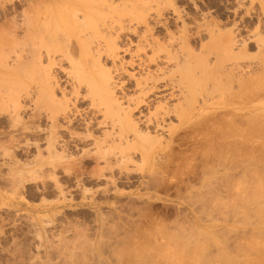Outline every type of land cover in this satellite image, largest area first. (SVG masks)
<instances>
[{
	"label": "rangeland",
	"instance_id": "rangeland-1",
	"mask_svg": "<svg viewBox=\"0 0 264 264\" xmlns=\"http://www.w3.org/2000/svg\"><path fill=\"white\" fill-rule=\"evenodd\" d=\"M35 1L39 2L40 0H0V36L4 33L9 39L11 36H13L12 39L14 40V42H18L17 38L18 40H20V37L23 40L20 42L28 40L29 38L27 36L29 35V32H25V30H27L26 26H28L26 24L30 23V18H33L31 20L32 22L39 16L38 14L41 13H39V11L44 10L40 7H44L43 4L46 3L43 2L44 0H41L43 3L40 1V3L42 4H38ZM82 1H91L90 4L95 5L96 2H106L113 7L117 6V9L115 7H112V10L115 9V12L110 8L108 9L107 7L105 8V11L102 12H98L100 11L99 9L93 8V10H87L85 12L86 14L83 12H76L74 15L72 14L73 16L76 15L75 17L76 19H80L79 21L83 19L84 23L81 22L80 26L78 25V20L76 21L74 17L72 19L71 13H69L68 10V4L66 2H62L65 5L60 4V7L62 9L64 8V10L67 12V18L69 17L70 19H72V21L75 19L73 22H75V24H77L79 28L74 23L72 24H74L76 32L81 34V38L83 39L86 38L84 36H88L89 38V34L90 37H92V33H96L98 35L95 34L96 38L95 36L94 38L92 37L94 41L91 42H100V40L101 42H105L104 40L106 39H109V41L113 40V42L117 41L118 45L122 44L121 46H119L121 50V47L128 42L133 43V47L135 50H137V48L139 47L141 48V46L144 45L143 43L146 44V41L144 40H147L149 43L154 42L155 44L159 43L163 45H166L168 43V45L171 46L174 43L173 47H169L170 49H172L173 54L175 52V55L178 53L177 59L169 63L164 62L163 66H157L164 67L166 65L165 69H167V75L170 74L169 72L174 71V79L176 83L180 77L177 71H179L181 65L183 66V62L184 64L185 62H189L186 61V59H192V56L193 59L190 61V63L195 61L191 63L195 66L197 65L196 62H198V58L204 60V63H210V67H208L209 69H212V76L214 75L215 78L217 77L216 79H218V82L220 78L218 77V75H220L219 72L221 73L226 67L229 71L228 66H233L234 63L229 62V64L227 62L228 64H226L225 68L217 66L218 70L216 71V69H214V63H217L216 58L218 57L217 55H219L218 53H220L219 48L221 46V43L213 42V40H211V34L207 30V26L210 25H213V28L215 27L214 30L217 31V34H215L216 36L219 35L218 37L227 32L230 33L229 31H231L235 34L240 35L237 38L238 42H255V40L257 42L258 39L259 41L261 40V43H255V48H251L249 49L250 51H246L249 52L248 55H252V59H247L248 64L247 61H243V63L246 65V68L242 67V69L245 70H242L240 68L236 71L238 73L240 72L239 74L237 73L238 75L242 73L244 75L243 78L249 76V73L251 77L255 78L257 75H261L264 72V70H262L264 68H262V66H264V42H262L264 41V0H148L149 2L145 0V2L147 1V6L145 5L144 0H131V3L127 4L128 8L130 5H132V2L139 1L140 6L136 2V4L133 3L137 11L134 8V10L132 9V11L138 13L140 9V12L138 14L139 16L143 17L144 21H142V23L140 24H138L136 21L130 22V15L125 14V18H127L128 21V23L125 21V26L128 31L124 38H118L116 30H108V27H105L102 23L106 21L108 23L110 18L113 15H116V12L125 13L126 11H128L126 10L128 9L127 7H125L126 5L123 4L125 0ZM152 1L154 2L152 3ZM143 2L144 7L142 8L141 3ZM35 3H37L38 6L35 7L36 13L34 11ZM123 5L125 8H121V6L123 7ZM151 7L153 9H150V12H148V9ZM129 9H131V7ZM144 9H147V11H145ZM27 11L29 12L24 13ZM70 11L72 10L70 9ZM92 11H97V14ZM98 13H101L103 16V13H106V15L109 16L105 17V15L104 17L107 20L104 21L102 20L103 18H101L103 16L99 15ZM29 15L31 17H29ZM89 17H92L94 23L93 21L87 22V20L91 21ZM26 19H29L27 20L28 22L26 21ZM40 19L44 20V16L42 15L39 19L37 18L36 20H38V22L32 23H35V25H38L39 23L41 27L43 21ZM10 23L16 25L17 27L21 26L19 27V31L16 26H13ZM21 23H23V25H21ZM69 23L71 22L69 21ZM98 23H100V25H98ZM87 24H90L91 26L88 25L87 27ZM82 25L84 27L83 30L80 28L82 27ZM3 26L5 29L3 28ZM98 26V29L100 30L97 33L96 27ZM205 26L207 28H205ZM89 27H91L92 29ZM132 27L136 28L133 30ZM31 28H33V25L31 26ZM55 28L56 27L54 26V29ZM9 29L13 30V33L16 32L14 33V35L17 34L18 37L15 36L14 38V35L11 34L9 36V33H12L11 30V32L8 31ZM15 29L17 31H15ZM41 30H44V33L40 31V33H42L43 35L47 31L45 30V27H42ZM79 30L84 32L82 33ZM238 31L240 32V34ZM197 32H199L198 35ZM23 34H25V37ZM144 34L146 37L142 36ZM185 37L187 40L184 39ZM44 38H46V35L44 36ZM97 38H99L100 40ZM171 38H174L173 41ZM4 39L5 37L2 39L3 42L5 41ZM9 39L6 40V42H9L11 40ZM170 40L172 41L171 43ZM179 40L182 41L179 43ZM38 41L39 38L37 39V42ZM61 41L63 42L62 39ZM182 42H184L185 44H182ZM208 42H210L211 44H208ZM177 43L179 44V46ZM186 43L188 44V46H191L192 51L189 49L191 52H196V57L193 53L188 51V48L183 51L185 47H188L186 46ZM206 43L208 46H211L212 44H214L213 46H215V44L218 46L219 44V48H217L218 52L214 50L216 49V46L213 49L215 54L211 53L207 55L208 49L206 48L203 50V45L205 47ZM257 44L259 45L257 46ZM238 45L241 46L239 47ZM238 45L235 48V52H240V49L243 48L242 43H238ZM210 46L209 48H211ZM200 47L202 50L200 49ZM174 48H176V51H174ZM153 51L154 50H150L149 48L147 52L142 51L141 54H147V57H150L155 53ZM186 52L191 53L190 58L189 56H187L188 53ZM200 52L203 58L200 57ZM14 55L15 54L10 56L11 60H14ZM77 57H79L78 50H76V53L74 54L75 60L78 59ZM123 57V60L125 62H129L131 60V56L124 55V53L121 52L120 58ZM2 58L3 56L0 59L2 60ZM13 60L10 61L9 59V62L11 64L15 63L13 62ZM260 62L263 64L261 65ZM100 63L101 65L104 64L103 68L105 69H110L111 67L113 68V65L111 64L112 62L108 63L105 62V60H102L100 61ZM190 63H188L187 66H191ZM178 64H180V66ZM157 66H152L153 68H151V70L157 69ZM197 66L195 68H197ZM247 66H250L251 68ZM65 67L71 69L69 65H65ZM192 68H194V66H192ZM127 69L129 73H134L137 77H142L146 74V70L144 69ZM209 69L207 70L208 75H210L211 73ZM220 69H222V71ZM226 71L227 70H225L224 72ZM256 72H258L259 74H257ZM196 73H198V75L200 74L199 69L196 70ZM254 73L256 74V76H254ZM212 76L208 78L211 79ZM227 76L222 77L223 79L221 78V81L223 80L224 83H227L226 85H228V79H226ZM214 77L211 79L213 84L215 80ZM0 79H3L2 82L6 80L4 78ZM224 79L227 82H225ZM218 82H216L215 84H217ZM210 83L211 81L209 80L207 91H203L202 94L198 96L199 100L196 102L197 106L195 112L198 115L200 114V116H202L200 118H203L205 116L206 122L210 121L211 123H208H210L212 126L205 122L206 125L203 124V129H201L202 125L200 127H197L196 129L188 128L185 133H180L181 137L179 136L176 140L170 142V130H168L167 128L179 125V119L176 116L169 118L166 122L168 126L167 128L163 129V131H155V133L153 132L156 136H153V134H151L153 136L151 137L153 139L155 138L154 141L155 143H157L153 147V149L156 146L164 145V148L155 155L152 165L147 163L140 152L137 151L135 153L131 150L130 152H128H134V154H129L130 158H133L127 159L129 156L127 155V157L125 155L127 157L126 161H128L129 164L126 165V170L124 169L122 171L121 169H123V167L125 166H122L123 164L119 163L120 160H117V157L122 159V157H120L121 155H111V157H109L111 158L110 162L113 161V171L111 170L112 167L107 168L108 165L104 160L97 159V151L99 152V150L98 147L95 146V141H100L101 138L104 139V135L107 132L110 133V130L112 129V127L110 126H99L97 128H92V133L94 132V135L89 131L90 129L88 130L86 128V126L82 128L83 125H81L79 128H77V131L81 136L89 134V136H86L87 139L86 142H84L85 144H82L84 147L80 145L81 148H84L83 150H85V152L88 154L84 153V151L80 149H73L68 152L66 156L67 158L64 159V161L68 160L69 162H72L68 165L71 166V169L73 171H71V169L68 171V169H66L65 167H63V169L62 166H59V168L54 167L53 169L55 171L52 169L53 166H45L47 167V169H45L44 167V170H42L40 168V164L43 163L45 159H49L48 154L46 155L48 142L46 141V139L44 140V136L41 138H38L36 136L35 138V136H31L24 131L17 132L16 129L14 130L10 125L11 115L0 114V118H4V121H1L0 119V123H3V125L0 124V264H148L150 260L151 264H163L159 261L162 256L164 257V255L167 254L165 252L169 248L168 245H170L171 242H174V246H176V242L178 243L176 237L180 240H183L184 242L188 241L187 243L192 245L195 244L194 241L198 242L199 239L203 242L202 238L205 239V246L211 242L210 240H214V247L215 249H217V252L219 251L222 254L225 252L226 254H228V258L230 259L233 257L231 260L234 259L233 261H236V263L234 264H248V262L249 264H253L255 263L254 259L258 262L256 264H264L260 261L262 258L260 260L258 259L259 256L264 258V251L261 249L264 244L262 246H258L259 249H261V252H259V250L255 251V253L251 252V250L254 251L253 248L257 249L256 242L259 241L260 243L262 242L261 239H264V212L259 211L258 208L260 207V202L256 201L258 199H255L253 197L257 191L253 190V184H251L250 186L253 189H250L249 186L245 187L246 189H243L240 188V186L239 188L242 189L241 195H244V192H247V194L244 195V198H247V196L252 197H248V200H244V198L242 199L243 196L241 197V195H239L240 190L235 187L237 184L234 186L235 181H237L238 179L240 180L243 177L244 167L247 165L249 168H251V175H254H252V178H255H253L254 180H252L254 184V181H256L257 177H264V168H260L264 163V159H262L263 161L261 160V156L262 158H264V152L262 150L264 149V138L260 141V139L264 137L260 135V133L262 134L264 130V127H261V125H263V122L261 120L262 124L260 125V127L262 130L258 128V123H261L260 121L255 124V126L258 125L256 129L260 132H258L259 136L256 134V129L254 130L252 128L253 130H251V137L255 141L252 140L250 142V145L248 146H245V144H243L244 141H242L243 139L240 136H238L240 140L237 139V136L231 137L232 134L229 132V130H231L232 132L233 129L239 128V130H237L239 132L246 125L244 119H241L243 121L242 123L238 118L240 115L242 116V114L238 116L237 114L234 115L235 113L233 111H230L222 106L223 103L229 102L228 100L233 101L232 99L235 98L234 96L237 97L238 95H240L239 92H237L239 93L238 95H234L236 93L234 89L237 91L240 86L235 82L232 86L233 90H231L232 88L226 89L228 86H230V84L224 89L218 84L217 86L219 87V89L216 93V91L214 90L215 84L213 85L212 83ZM6 84L7 83L5 82L4 84H1L0 82V86H2L1 92L4 91L3 87H8V84ZM212 85L214 88L212 87L211 91L209 89H211ZM253 86H255L253 88H256V83ZM223 87H225V84ZM213 90L215 91V93L212 94V92H214ZM137 91L130 90V96L132 97L134 92L135 94L133 96H138L137 93H139L140 91ZM210 91L211 93L208 94ZM256 91H258L259 95ZM256 91H253V93L256 92V95L255 93L253 95L251 92L252 96L249 98L252 99L251 101L253 103L259 104L261 108H263L262 110H264V90H261L262 92L260 91L263 94L261 95L262 100L259 101L258 97L261 93L259 92V90ZM83 92L86 93V91L84 90ZM180 92L181 90H176V94L178 96H176L172 100H167L169 104L171 103V107L180 105L186 100H190V97L188 96L190 94L185 93L184 95L183 93L180 94ZM225 92L226 95H224ZM222 93L224 97L222 96ZM228 94L233 96V98L231 96V98L228 97ZM58 95V97L60 98L63 97L62 93H59ZM186 96L189 99H187ZM254 96H257V99ZM241 97L243 99L244 95L238 96L240 100ZM238 98H236L238 100L237 103L239 102ZM182 99L184 100L182 101ZM236 99L234 100V102H236ZM125 101L126 100H123V107H125V109H128L129 104ZM157 101H159V99ZM78 105L79 107H77V109L80 108L79 110L86 109L85 107H87V104L83 106V104L80 105V103H77V106ZM154 106L157 107L156 103ZM154 106L149 109V112H153V108H156ZM199 110L201 113L199 112ZM146 111L147 110H145V113L150 114L148 111ZM191 111L192 110L189 109V112ZM34 112L35 107L31 109L29 113ZM257 114L255 113V115ZM137 115L136 117H138ZM209 116L211 119L209 118ZM20 117L28 124L31 122V118H29V116L27 117L22 114L20 115ZM215 118L217 119V121L215 120ZM80 119L81 118H79V120ZM102 119L103 117H99V121ZM212 119L213 122H216L212 123ZM235 119L236 121H240H238L240 125L237 124L236 121H232ZM82 120L83 119H81L79 122H82ZM222 120H224L226 125L225 123L222 124ZM225 120H227L228 122L230 120L231 123L234 122L235 124H230V122L228 123ZM193 121H195V119ZM143 125L144 124L139 125L140 129L146 131V128ZM228 125H231V129H229ZM253 131L256 132L254 133ZM229 134H231L230 137L228 136ZM133 138V136H130V141H132ZM13 140L14 142H12ZM110 142L111 144L113 143L112 141ZM107 143L103 144L108 148V146L111 144ZM257 143H259L260 145H258ZM12 144H14L15 146ZM123 145L127 146L126 143H124ZM126 146L123 147L126 148ZM260 146H263V148H261ZM42 147L44 148L43 151L45 152L41 154L46 155L44 156V159L43 155L40 156L39 153V149L42 150ZM257 147H259V150L255 149ZM6 149L8 151H6ZM103 149V151H105V148ZM257 150L260 151V155ZM4 152V155L1 154ZM117 152L119 151L117 150ZM68 155L72 157L69 158ZM258 157H260V159ZM95 158L96 160H98L96 161V163ZM257 158L258 160H256ZM253 160L257 161V163L260 160V167H257V163ZM68 161H66V163ZM261 161L263 163H261ZM76 162H82V164L79 163V165ZM66 163L64 162V165L67 167L68 165ZM72 164L75 165V167H72ZM77 165L80 166H78L79 169L76 168ZM49 167H51V169ZM149 167L151 168L150 171L145 172V169H148ZM262 167L264 166L262 165ZM45 173H50V176H47L48 174ZM54 176L57 178V180L54 179ZM249 178L252 179L251 177ZM231 181L232 184L234 182L232 186L230 184ZM234 189H238L239 192L237 191L236 193V190ZM253 198L255 204H253L254 202H251L250 207L248 205ZM237 200L238 202H241V204L243 203L242 205H245L246 203L247 205L244 206L245 208H243L241 204L237 205ZM238 208H241L242 210ZM257 223L260 224L258 225ZM190 233H193V235ZM189 234L191 235V237ZM171 235H173V237H171ZM175 235L177 236L175 237ZM194 235H197V238L196 236L194 237ZM199 235H203L204 237H200ZM168 236L170 237L171 241L168 239ZM185 236L187 238H185ZM180 237H184L185 240L184 238L181 239ZM260 237L261 239L258 240V238ZM183 241L181 242L184 244ZM201 241L198 243L196 242V244L203 245ZM181 242L180 245L182 244ZM251 242L254 244L253 246ZM259 245H261V243ZM160 246L163 249L164 247H167L166 250L164 249V255H161V250L163 249H161ZM156 247L157 250L155 251ZM246 250H248V252H246ZM140 251H142L144 254ZM249 252L251 253L249 254ZM256 252H259V254ZM137 253L138 255H136ZM154 253L156 255H154ZM158 254L161 255L160 259H155L154 256L157 257ZM134 256L136 257L134 258ZM248 256L250 258H248ZM243 257H245V260L243 259ZM145 258L148 260L145 261ZM152 259L156 260L157 262L153 261ZM238 259H241L243 261L239 262ZM165 260L166 258L164 259V264L167 261ZM220 260L221 258H219V260L217 261L220 262ZM246 260L248 262H246ZM221 261L222 262H220L219 264H225L223 260ZM225 261H228V259H225ZM183 262L187 264H193V261H190L189 258H186V261L180 260V263L178 262V264H181ZM227 263L230 264L232 263V261H228Z\"/></svg>",
	"mask_w": 264,
	"mask_h": 264
},
{
	"label": "bare ground",
	"instance_id": "bare-ground-1",
	"mask_svg": "<svg viewBox=\"0 0 264 264\" xmlns=\"http://www.w3.org/2000/svg\"><path fill=\"white\" fill-rule=\"evenodd\" d=\"M40 1L39 2L35 1V2H37L38 4H42L43 2H46V3L43 4L44 7H42V6L40 7L41 9L43 8L44 10L39 11V13L40 12L41 13L38 14L39 16L37 18L39 19L40 16L43 15L44 20H42L43 18L40 19L43 21L42 26L40 27L39 23H38V25H35V23L38 22V20H36L37 18L36 19L34 18L35 20L32 21L35 23H32L31 20L33 18H30L29 22L32 24L29 23L30 24V26H29V24L27 23L26 25H28L31 30L28 28V26L25 25L27 28V30H25V32L26 31L29 32V33L26 32L29 34V35L26 34V35H28L27 37L29 38L28 39L29 41L25 40V39L24 40L28 41V42H25V41L20 42V41H23L21 37H20V40H18V38H17L18 42H16V41L14 42V40L12 39L13 36L10 37V39H11L10 40L8 37H6L5 33H4L5 35L1 33L3 36L2 35L0 36V55H1L0 58L2 56H3V58H2V60L0 59V78L6 79V80H4V82L8 84V87L7 88L3 87V90L5 92L4 91L1 92L2 86H0V92H1L0 93V114L1 115L2 114L11 115L10 125H11V127H13L14 130L16 129L17 132L18 131H24L25 133L30 134L31 136H35V138H36V136L38 138H41L44 136V140L46 139V141L48 142V146H47L48 149H46V152H47L46 155L48 154L49 159L48 158L45 159V161L40 164V168L42 170H44L43 168L45 166H53L52 169L54 167L59 168V166H62V168L65 167L66 169H68V171L71 169V166H69L68 164L72 163V162L71 161L69 162L68 160H66V161H68L66 163V161H64V159L67 158L66 156H67L68 152H70L73 149L83 150L84 148H81L80 145L85 144L84 142H86V139H87L86 136H89V134H88V135H82V136H85V137H82L80 135V133L77 131V128H79L81 125H83L82 128L84 126H86V128L88 130L90 129L89 131L91 133H92V128H97L99 126H110V127H112V129H111L112 132H111V130H110V133L107 132L104 135V139L101 138L102 139L101 140L99 138L100 141H98V140L95 141V146H97L98 150H99V152L97 151V153H98L97 159L98 160L99 159L104 160L106 162V164L108 165L107 168H111L113 165V163H112L113 161L110 162L111 158H109V157H111V155H113V156L121 155L120 157H122V159L117 157V160H120L119 163H122L123 165L122 164L121 165L125 166V167H123V169H121V171L124 170L127 167L126 165L129 164V162L126 160L133 158V157L130 158L129 154H131V153L134 154V152L136 153L137 151L141 153L142 157L147 161V163L152 165V162H153V159L155 158V155L164 148V145H160V146H156L153 149V147L157 143H155V141H154L155 138L153 139L152 137L156 136L154 134L155 131L156 132L157 131H163V129L168 127L166 124L167 119L175 117V116L179 119V125L171 126V127L167 128L168 130H170V132H169L170 142H172L173 140H176L180 136V133L181 132L185 133L188 128L196 129L197 127H200L202 125L201 129H203V127H204L203 124H205V122H206V117L204 116L203 118H200L202 116H200V114L198 115L195 111H196V106H197L196 102L199 100L198 96L201 95L203 91L204 92H205V90L207 91L208 86H209V80L212 83L211 79L214 77V75L212 76V71H211L212 69H209L210 63H208V62L204 63V60L197 57L198 62H196V63L198 66L196 65L197 68H195L196 66L191 64L195 61L190 63V61L193 59V56L191 55L192 59H188V60L186 59V61H189V62H185L186 65L183 62V66L181 65V68L182 67L183 68L182 69L179 68V71H177V73L180 77L176 83V81L174 79V73L175 72L171 71L172 73L169 72L170 74L167 75L166 74L167 69H165L166 65L164 67H162L164 62L169 63V62H172L175 59H177L178 53L175 55L176 52L173 54L172 49H170V47H173L174 43L171 46V45H168V43L166 45L165 44L163 45V44H159V43L155 44L154 42L149 43L147 40H144V41H146V44L143 43L144 45L141 46V48L138 46L139 48H137V50H135L133 47V43L128 42V43H125L124 46L121 47L122 48V50H121L119 46H121L122 44L118 45L117 41L113 42V40L109 41V39H106V40H104L105 42H101V40L99 38H97L100 40V42H91V41H94V39H93L94 36L96 38V35H98V34L95 33L96 34L95 35L94 33H92L91 36L93 38L90 37V34H89V38H88V36H84L86 38L83 39V38H81V34L76 32L75 27H74L75 22H73L76 19V17H75L76 15L73 16L76 12L85 13L89 9L93 10V8H97L100 10L98 12H102V11H105V8H107V7H108V9L110 8L112 10V7H113L112 5H109L106 2L105 3L104 2H99V3L96 2V5H95V4H90L91 1L90 2H83L82 0H46V1L44 0L43 2L41 1L42 3H40ZM111 1H114V0H111ZM62 2H66L68 4L69 8L72 10V11H70V9L67 7L69 10V13H71L72 19H73V17L75 18L73 21L69 17H68L69 19L67 18V16H66L67 12L64 10V8L62 9L60 7L61 6L60 4H64ZM135 2H132V5L129 4L130 5L129 8L131 7V9H129L127 4L131 3V0H125L123 2V4H125L126 5L125 7L128 8V9H126V10H128V11H126L127 13L126 12L125 13H123V12L117 13L116 12V15H113L110 18V20L108 22L109 24L107 23V21L102 23L105 27L106 26L108 27V30H110V29L112 31L116 30V32L118 34V38H120V37L124 38L127 31H128L126 29V26H125V21L128 23L127 18H125V14L130 15V17H129L130 22L136 21L138 24H140V23H142V21H144L143 17L139 16V14H138L140 12V9H139L138 13L135 11H132L133 8L136 10V8L133 4ZM144 2H145V0H144ZM144 2L141 3L142 8L144 7L143 6ZM146 2H145V5H146ZM153 2L154 1H152V3ZM37 3H35V6L33 5L35 13H36L35 7H38ZM136 3H138V5L140 6L139 1ZM150 3H147V4H150ZM114 7L117 9V6H114ZM125 7H124V5H123V7L121 6V8H125ZM152 7L148 9L149 10L148 12H150V9L151 10L153 9ZM112 11L115 12V9H113ZM145 11H147V9ZM28 12L29 11L24 12V13H28ZM92 12H94V11H92ZM96 12H94V13H96ZM37 13H38V10H37ZM103 14H104V16L106 15V13H103ZM99 15H102V14L100 13ZM35 16H36V14H35ZM104 16L101 18H103L102 20L105 21V20H107L105 17H108L109 15H106L105 17ZM29 17H31V16L29 15ZM77 17H78V15H77ZM90 19H91V21L87 20V22L93 21V23H94V20H92V17ZM27 20H29V19H26V21ZM79 20L80 19H76V21L78 22V25L81 26V22L82 23H84V22H83V19L81 21H79ZM12 21H16V20H12ZM69 21L71 23H69ZM17 23H20V22H17ZM72 23H74V24H72ZM10 24H12V23H10ZM10 24H8V25H10ZM40 24H41V22H40ZM90 24H87V27ZM21 25H23V23H21ZM32 25H33V28H31ZM75 25L78 26L77 24H75ZM83 25H82V27H83ZM98 25H100V23H98ZM209 25H210V23H209ZM215 25H217V24H215ZM13 26H16V25H13ZM54 26L56 27L55 29H54ZM206 26H205V28L208 27L207 30L211 34V37H212L211 40H213V42H217V43L220 42L221 43L220 48L218 47L219 44H218V46L216 44H215V46H213L214 44H212L211 46L209 45L211 48H209L207 43L205 44V47L203 45V50L206 48L208 49L207 55L214 53L213 49L216 46L217 47L214 50H216L217 52H218L217 48H219V50H220V53H218L219 55H217L219 57V58L217 57L218 60L216 58L217 63L216 62L214 63V66L216 67V68L214 67V69H216V71H217L218 70L217 66H221V67L225 68L226 64H228L229 62L234 63L233 66L232 65H231V67L228 66L229 71H228L227 67L225 69L222 68L223 71H222V69H220L222 71L221 72L222 74L218 71L220 74V75H218V77H220L219 78L220 83L218 82V79H216L217 77L216 78L214 77L215 78V80L213 79L214 84L216 82H218V83L215 85L212 83L215 88L212 85L211 89H209V90L212 91V87H213L217 93V90L219 89V87L217 86L218 84L223 89L226 88L229 84H230V86H228L226 89L232 88L233 83H235V82H236V84H238L240 86L241 89L239 88L237 91L234 89V91L236 92L234 95H236V94L238 95L240 93V95H238V96L244 95V98L242 99V97H241V100H240L238 98V96L237 97L234 96L235 98H233V96L228 94V97L231 96L233 98L232 99L233 101L228 100L229 102L223 103L222 107H224L230 111H233L235 113L234 115L237 114V116H238V115L242 114V116L240 115L238 118L240 119V121L242 123H243L242 120L244 119L246 126L243 129H241V127H240L241 130L239 132L237 131V130H239V128L238 129L232 128L234 131H237V132H234L233 130L231 132V130H229V132L232 135L229 134L228 136L229 137H230V135H231V137L237 136V139H239L238 136H240L243 139V140L242 139L241 140L244 141L243 144H245V146H248V145H250V142L253 140L251 137L252 136L251 130H253V129L255 130L256 127H258V125L255 126V124H257L259 121L261 122V120H262L263 125H261L262 122L258 123L259 124L258 128H260V130H262L261 127L262 126L264 127V121H263L264 110H262L263 108H261V106L259 104L253 103L251 101L252 99L249 98L252 96V94L254 95V93L256 95V92L259 95L258 91H256V90H259V92L261 90L262 91L264 90V72H263V74H261L262 73L261 72L260 73L261 75H257V76L254 73L255 75L254 74L253 75L256 77L253 78L250 76V73H249L250 71L248 70L249 76L243 78L244 75L242 73L241 74L243 76L241 74L238 75L240 72L238 73L236 70H239L240 68L242 69V67L246 66L243 63L244 60L247 61V59H249V58L252 59V55L251 56L248 55L249 52H246V51H248L251 48H255V43H257V42L261 43L260 42L261 40L259 41V39H258L257 42H256V40H255V42L254 41H248V40H247L248 42H245V41L244 42H238L237 38L240 35L235 34L231 31H229L230 33L227 32V33L221 35L220 37H218L219 35L216 36L217 31L214 30L215 27L213 28L212 27L213 25L212 26L210 25L211 27L210 26L206 27ZM19 27H21V26H19ZM19 27H17L18 31L20 29ZM42 27H45V30H47L44 35L42 34V33H44V30L43 31L41 30ZM82 27H80V28L83 30L84 27L83 28ZM165 27H167V26H165ZM3 28H4V26H3ZM78 28H79V26H78ZM89 28H91V27H89ZM98 28H99V26L96 27L97 33L100 30ZM135 28L136 27H134V28L132 27L133 30ZM10 30L11 29H9L8 31H10ZM11 31H12V33H9V36H10V34L14 35V33H16V32L13 33V30H11ZM15 31H17V30L15 29ZM40 31H42V33H40ZM80 32H82V31H80ZM21 33H23V32H21ZM198 33L199 32H197V35H198ZM239 34H240V32H239ZM23 35L25 37V34H23ZM45 35H46V38H44ZM15 36H17V34L14 35V38H15ZM142 36H145V34ZM4 37H5V39H4L5 41L3 42L2 39ZM38 38H39V41L37 42ZM8 39L10 41L6 42V40H8ZM35 39H36V41H35ZM61 39L63 40V42L61 41ZM85 39H88V40H85ZM89 39H90V42H89ZM173 39H172V41H173ZM184 39L187 40L186 37ZM185 40H183V41H185ZM11 41H13V42H11ZM172 41L170 40V43ZM181 41L179 40V43ZM262 42H264V41H262ZM139 43H140V41H139ZM209 43L210 42H208V44ZM238 43L239 44L242 43L243 48L240 49V52H235V48L237 47ZM182 44H185V43L182 42ZM94 45H96V46H94ZM258 45L259 44H257V46ZM178 46H179V44H178ZM186 46H188L187 43H186ZM212 46H213V48H212ZM149 48H150V50L152 49V50H154L153 52H155L152 56L147 57V54H145V55L141 54L142 51L147 52ZM187 48H188L189 52L192 51L191 46L185 47V49H183V51L186 50ZM192 48H193V46H192ZM175 49L176 48H174V51H176ZM200 49H201V47H200ZM76 50H78V53H79V57H77L78 58L77 60H75V58H74V54L76 53ZM193 50H194V48H193ZM241 50H243V51H241ZM121 52H123L124 55L131 56V60L129 62H125L123 60L124 57L120 58ZM186 53H188V52H186ZM191 53H193V52H191ZM191 53L187 54V56H189V58H190ZM195 53H193L194 56H195ZM13 54H15L14 55L15 58H14V60L13 59L12 60L15 63L11 64L9 62V59H10V61H12L10 56H12ZM195 57H194V59H195ZM200 57H202L201 52H200ZM197 58H196V60H197ZM206 59H207V57H206ZM102 60L103 61L105 60V62H108V63L112 62L111 64L113 65V68L112 67H111L112 69L111 68L110 69L103 68L104 64L102 63L103 65H101V63H100V61H102ZM260 61H263V60H260ZM188 63H190L191 66H187ZM180 64H182V63H180ZM180 64H178V65L180 66ZM247 64H248V61H247ZM260 64L262 65L263 63L260 62ZM65 65H69L71 69L65 67ZM157 65H162V66L158 67ZM152 66L153 67L157 66L158 68L155 70H151V68H153ZM192 66H194V68H192ZM106 67H108V66H106ZM247 67H250V66H247ZM263 67L264 66H262V68ZM127 68L144 69V70H146V74H145V76L137 77L134 73H129ZM197 69H199V71H200L199 75H198V73H196ZM208 69H209V71H211V73L209 72L210 75H208V72H207ZM225 70H227L230 74L227 71H226L227 73L224 72ZM242 70H245V69H242ZM262 70H264V68ZM223 72L225 73V76H224ZM256 73L259 74L258 72H256ZM227 74H228V76H227ZM221 75H223V76H221ZM210 76H212L211 79H209ZM226 76H227L226 79H228L227 80L228 85H226L227 83H224L223 80L221 81V78L226 77ZM176 77H177V75H176ZM2 81H3V79L0 81L1 84H4V82H2ZM227 81L225 80V82H227ZM252 82L254 84L256 83V88H253L255 86H253L254 84ZM221 83H222V85H221ZM224 84H225V87H223ZM4 88H6V89H4ZM69 88H71V89H69ZM68 89H69V91H68ZM175 89L181 90L180 94L181 93H183L184 95H185V93L190 94L191 96L188 95L190 97V100L185 99L186 101H184L180 105L171 107V105H170L171 103L169 104L167 102V100L168 101L172 100L176 96H178L176 94ZM83 90L86 91V93L83 92ZM130 90H135V91L138 90L137 92H139V91L140 92L137 93L138 96L137 95L133 96L135 94V92H134V94L131 97L129 94ZM231 90H233V88ZM211 91L209 93L208 92H206V93L210 94ZM215 91L212 92V94L215 93ZM253 91H256V92L253 93ZM87 92H88V94H87ZM237 92H239V93H237ZM251 92H252V94H251ZM59 93L63 94L62 98L58 97ZM219 93H221V92H219ZM262 94L263 93H261L259 96L260 99L258 97V101L262 100V97H261ZM224 95H226V92ZM220 96H221V94H220ZM222 96H223V93H222ZM257 96H254V97H256V99H257ZM263 97H264V95H263ZM186 98L189 99L187 96H186ZM236 98L239 99L238 103H237L238 100ZM158 99H159V101H157ZM235 99H236V102H234ZM256 99H253V100H256ZM123 100H126L125 102H128V104H129L128 109L127 108L125 109V107H123V103H124ZM183 100L184 99H182V101ZM157 102H158V104H157ZM77 103H80V105L83 104V106L85 104H87L86 105L87 107H85L86 109H83V110H79L80 108L77 109V107H79V105L77 106ZM155 103H156L157 107L154 106ZM33 106L35 107V112L29 113L30 110L34 108ZM153 106L156 108H153V112H149V109H151ZM189 109H191L192 111L189 112ZM145 110H147L150 114L145 113ZM199 112H200V110H199ZM255 113L256 114L259 113V114L255 115ZM22 114H24L27 117L29 116V118H31V122L29 124L22 120V118L20 117V115H22ZM137 114H139V115H137ZM136 115L138 117H136ZM99 117H103V119L99 121ZM79 118L83 119L82 122H79L81 120V119L79 120ZM207 118H208V116H207ZM209 118H210V116H209ZM0 119H1V121H4V118L1 117ZM194 119H195V121H193ZM215 120L217 121L216 118H215ZM222 121H221L222 124L225 123L224 120H222ZM225 121H227V120H225ZM232 121H236V119L232 120ZM238 121H236L237 124H239V122H240V121L239 122ZM208 122H210V121H207L206 123H208ZM215 122H213V119H212V123H215ZM229 122H230V124L234 123V122L231 123L230 120H229ZM210 123H208V124H210ZM0 124L3 125V123H0ZM140 124H144L143 126L146 128L145 129L146 131L140 129V126H139ZM225 125H226V123H225ZM260 125H261V127H260ZM230 127H231V125L229 126V129H231ZM207 129H208V127H207ZM256 131H257L256 134L259 136V134H258L259 131L257 129H256ZM256 131H253V132L255 133ZM25 133H23V134H25ZM81 134H83V133H81ZM151 134H153V136ZM181 134H183V133H181ZM263 134H264V130H263L262 134L260 133V135L264 136ZM130 136L134 137L132 140L133 142L130 141ZM263 138L264 137H262V139H260V141L263 140ZM233 139H236V138H233ZM110 141H112L113 143L111 144ZM253 141H255V140H253ZM256 141H257V139H256ZM12 142H14V140ZM107 142L108 143L110 142L109 144H111L108 146V148L105 147L106 145L104 146V144H103V143H107ZM116 142L118 143V145ZM115 143H116V145H115ZM124 143H126L127 146L123 145ZM102 144L104 147L102 146ZM257 144L260 145L259 143H257ZM12 145H14V144H12ZM123 146H126V148ZM263 146H264V144H263ZM263 146H260V147L263 148ZM82 147H84V146L82 145ZM103 148H105V151H103L104 150ZM258 148L259 147L255 148V149H258ZM7 149H6V151H8L10 149V147L8 150ZM43 149H44L43 147H42V150L39 149V153H40V156L43 155V159H44L45 158L44 156H46V155L41 154V153L45 152V151H43ZM117 150L119 152H117ZM131 150L134 152L129 153ZM258 150H257V152L259 153L260 151H258ZM262 150L264 152V149H262ZM41 151H43V152H41ZM83 151H84V153H86L85 150H83ZM127 152H128V154H127ZM39 153H38V156H39ZM1 154L4 155L5 152L1 153ZM86 154H88V153H86ZM125 155L126 156L128 155L129 157L127 156L128 157L127 158ZM259 155H260V153H259ZM242 156H243V154H242ZM70 157H72V156H69V158ZM258 158L260 159V157H258ZM258 158L256 160H258ZM112 159H113V157H112ZM262 159H264V158H262V156H261V160ZM98 160H96V158H95V163ZM262 161H261V163L264 162V161L263 162ZM64 162L69 167L68 166L66 167L64 165ZM82 162H79V163L82 164ZM254 162L257 163V161H254ZM79 163H77V164H79ZM259 163H260V160L257 163V167H260ZM79 165H77L76 168H78ZM262 165L264 166V163ZM262 165L260 168H264V167H262ZM72 167H75V165H73ZM235 167H236V165H235ZM49 168L51 169V167H49ZM82 168H81V170H82ZM45 169H47V167H45ZM112 169H114V168L112 167L111 170ZM150 169H151L150 167L148 169L146 168L145 172L150 171ZM71 171H73V170L71 169ZM44 172H43V174H44ZM45 174H48V173H45ZM49 174L47 176H50ZM252 175H251V168H249L247 165L244 167L243 177L240 180L238 179L237 181H235V184L233 182V184H234V186L237 184L235 187L240 190L239 195H241V192H242V189H240V188L246 189L245 187H247V186L250 187L251 184H253L252 186L254 187V189L252 187H250V189L252 188L253 190L257 191L253 197L255 199H258L256 201L260 202V207L258 208L259 211L264 212V177L263 176L257 177L256 181H254L256 184L255 185L252 181L255 178L253 177L254 178L253 179ZM249 177H251L252 179H250ZM54 179L57 180V178L55 176H54ZM230 184H231V186L233 185L232 181L230 182ZM238 189H234V190H236L235 191L236 193H237V191L239 192ZM243 192H244V190H243ZM232 193H233V191H232ZM246 194H247V192H244V195H246ZM244 195L243 194L241 195V197L243 196L242 199L244 198ZM248 197L249 196H247V198ZM247 198L245 197L244 200L249 199V198L248 199ZM254 198L251 199L252 201H250L248 206L251 207V205H250L251 202L252 203L254 202L253 204H255ZM239 199H240V197H239ZM237 202H238V200H237ZM222 203H224V202H222ZM225 204H223V205H225ZM238 204H241V202H238L237 205ZM246 205H247L246 203H245V205H242L243 208H245L244 206H246ZM241 208H238V209L242 210ZM263 221H264V219H263ZM257 224L259 225L260 223H257ZM193 233H190V234L193 235ZM198 233H201V232H198ZM173 235H174V233H173ZM173 235H171V237H173ZM176 236L177 235H175V237ZM195 236L197 238V235H194V237ZM190 237H191V235H190ZM200 237H204V236L201 235ZM182 238H184V237H182ZM185 238H187V237L185 236ZM185 238H184V240H185ZM168 239L171 241L169 236H168ZM176 239L178 240V243L174 240L176 242V244H175L176 246H174V242H171V244L168 245L169 252H168L167 247H164L165 250L167 249L165 252V250L160 246L161 249L164 250V251L161 250L162 254H161V252H160V254L164 255L165 253H167L164 255V257L166 256L165 258L167 260V261L165 260L166 261L165 264L166 263L168 264V262H169V264H176V263L178 264V262L180 263V260L186 261V258H189L190 261H193V264L195 262H196L195 264H219L220 262H222L221 260H223L225 262V264L228 261H232V263H230V264L236 263V261H233L234 259L231 260L233 257L231 259L228 258V254H226L224 251H223L224 252L223 254L220 253L219 251L218 252L220 254L217 252V249H215V247H214V245H215L214 240H210L211 242L205 246L206 242H205L204 238H202L204 243L199 239V237H198L199 240L197 239L198 242L201 241V243L203 245L196 244L197 241H194L195 244L192 245V244H188L187 243L188 241L184 242L183 240H180L177 237H176ZM254 239H256V238H254ZM259 239H261V237L258 238V240ZM179 240H180V242L183 241L184 244L181 242L182 244L180 245ZM188 240H189V237H188ZM194 240H195V238H194ZM261 240L263 242V243L260 242L261 245H259L260 244L259 241L256 242V246H257L256 248L257 249L252 247L254 244L251 242L252 246L251 245L250 246L254 249V251L251 250L252 253H255V251H257V250H259V252H261L260 251L261 249L264 251V246L261 249H259V247H258V246H262L264 244V241H263L264 239H261ZM171 245H172V247L173 246L174 247L172 248ZM138 249H137V251H138ZM159 249H158V251H159ZM156 250H157V247H156L155 251ZM248 250H246V252H248ZM144 251H145V249H144ZM140 252H142V251H140ZM163 252H165V253L163 254ZM243 252H245V251H243ZM251 252H249V254ZM259 252H256V253L259 254ZM138 253L136 255H138ZM217 253H218V255H217ZM151 254H152V252H151ZM160 254H158V256ZM258 254H256V255H258ZM154 255H156V254L154 253ZM161 255L159 257L154 256V258L160 259ZM219 255H220V257H219ZM148 256H150V255H148ZM217 256H218V258H217ZM135 257L136 256H134V258ZM164 257L162 256L161 259H163ZM245 257H243L244 260H245ZM148 258H150V257H148ZM219 258H221L220 262L217 261V260H219ZM222 258H224V259H222ZM248 258H250V257L248 256ZM137 259H138V257H137ZM139 259H140V257H139ZM161 259L159 262L164 264V259L163 260H161ZM225 259L226 260L228 259V261H225ZM258 259L259 260L261 259L260 261L264 263L263 257L259 256ZM147 260L148 259H146L145 261H147ZM247 260H246V262H248ZM139 261H143V260H139ZM153 261L157 262L156 260H153ZM240 261H243V260L240 259L239 262ZM150 262H151V260H150ZM150 262L148 264H151ZM155 262H153V263H155ZM254 262L255 263H253V264L258 263L257 260H255V259H254ZM181 264H187V263L183 262ZM242 264H244V263H242ZM248 264H249V262H248Z\"/></svg>",
	"mask_w": 264,
	"mask_h": 264
}]
</instances>
